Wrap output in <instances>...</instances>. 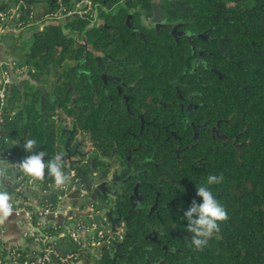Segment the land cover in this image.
Returning <instances> with one entry per match:
<instances>
[{
    "label": "trees",
    "instance_id": "obj_1",
    "mask_svg": "<svg viewBox=\"0 0 264 264\" xmlns=\"http://www.w3.org/2000/svg\"><path fill=\"white\" fill-rule=\"evenodd\" d=\"M19 1L23 8L18 20L22 21L23 27L18 33L9 30L0 34V41L5 44L3 53L15 57L11 61L13 74L21 68L19 75L26 72L32 78L38 77L39 85L53 91L44 94L40 111V92L34 85L25 79L12 81L2 107L4 132L0 133V154L8 152L18 159H25L33 153L25 152L23 145L27 140L35 139L36 151L46 153L45 162L65 151L72 156L79 153L81 160L86 151L82 152L80 148L87 143L105 146V139L120 131L118 126L122 124L117 117L103 120L101 113L90 114L85 83L79 80L70 65L89 55L84 51L87 43H92L99 52L108 49L114 55H137L133 42L140 37L131 33L125 19L130 13L128 23L137 25L139 12L132 9L137 6L150 12L151 0H90L89 12H95L98 20L91 22L90 15H76L62 22L43 24L41 29L35 16H28L29 12H35V6L39 4V9H49L55 0H0V5L5 8ZM62 1L71 4L77 0ZM180 1L186 10L168 0H161L158 8L191 30L210 28L203 41L206 62L202 70L204 101L220 107L221 132L226 138L233 137L231 143L220 145L219 154L209 158L211 163L204 165V169L198 167L194 178L198 186L208 187L227 211L228 220L218 222L220 231L213 233L203 251H196L192 246L193 234L187 230V220L171 222L167 208L157 210L161 218L146 208L140 216L133 215L125 222L122 244L114 255L96 247L80 264H150L159 261L161 264H184L185 255L190 256V264H264V0ZM64 29L75 31L77 36L72 37ZM29 30L33 33L24 37ZM148 37L162 43L164 52L175 47L174 41L169 44L166 31L152 30ZM145 55L147 53L140 56ZM87 62L85 58L82 67ZM170 66L174 71L173 64ZM3 67H6L5 63ZM72 90L77 93L74 100L77 106L69 105ZM121 127V131L133 130L131 126ZM79 160L70 164L61 161L62 169L84 172L87 161L80 163ZM12 162L15 175H19L16 166L19 163ZM209 175L223 176L222 183L213 184L216 189L207 185ZM29 178L25 174L22 176L24 183ZM52 178L45 169V176L40 181L50 182ZM5 185V181L0 183L2 188ZM19 195L24 200L29 199L22 192ZM199 200L202 202V198ZM51 201L43 198L38 204ZM119 203L120 211L128 207L126 200ZM28 208L32 221L37 222V211ZM193 218H196L195 214ZM178 228L187 236L167 233L158 236L159 244L147 237L157 229L176 231ZM43 230L49 235L56 233L51 224H46ZM105 238L111 240L109 236L105 235ZM64 240L69 251L75 249L72 240L68 237ZM162 245L173 251H166ZM109 246L110 242H106L105 247ZM10 248H15L18 253L14 258L5 257ZM24 260L33 262L35 257H30L18 246L6 247L0 241L1 263L23 264Z\"/></svg>",
    "mask_w": 264,
    "mask_h": 264
},
{
    "label": "flooded vegetation",
    "instance_id": "obj_2",
    "mask_svg": "<svg viewBox=\"0 0 264 264\" xmlns=\"http://www.w3.org/2000/svg\"><path fill=\"white\" fill-rule=\"evenodd\" d=\"M173 1L186 10L180 0H168ZM159 2L151 0L150 12L137 6L132 9L139 12L137 25L128 23L127 19L131 33L140 37L133 42L137 55H114L108 49L99 52L92 43L83 42L89 55L70 65L85 83L90 114L101 113L103 120L117 117L121 126L133 128L121 131L122 127L118 126L121 132L107 137L105 146L87 143L85 150L88 167L109 166L107 184L113 192L111 197L117 210L114 215L119 212L122 219L120 230L111 233L109 241L111 246L116 236L120 243L105 252L109 255H114L122 244L125 222L133 215L140 216L143 209L148 208L149 213L159 217L157 210L167 208L171 222L184 223V213L192 201L197 205L202 203L196 195L199 186L194 178L198 167L204 169V165L211 163L209 158L219 154L220 145L233 140L221 132L220 107L204 101L203 41L209 32L203 34L205 30H191L182 21L173 20L160 11ZM153 4L160 13L158 22L151 20ZM96 20L94 12L91 22ZM152 30L168 32L169 44L174 41L175 47L164 52L162 43L148 37ZM141 53L147 55L140 56ZM85 58L88 62L82 67ZM170 64L174 71L170 70ZM74 93L76 97V91L72 90V96ZM121 200L128 203L122 211ZM167 233L187 236L178 228L176 231L157 229L147 237L159 244L158 236ZM162 248L173 251L166 245ZM184 264H190L189 255H185Z\"/></svg>",
    "mask_w": 264,
    "mask_h": 264
},
{
    "label": "built area",
    "instance_id": "obj_3",
    "mask_svg": "<svg viewBox=\"0 0 264 264\" xmlns=\"http://www.w3.org/2000/svg\"><path fill=\"white\" fill-rule=\"evenodd\" d=\"M21 3L22 2L19 1L8 7H3L0 10V34L5 33L9 30L13 31L14 33H18L21 31L23 24L21 20H18L19 14L23 8L21 7ZM90 10V0H77L75 2H71V4H66L62 0H55L54 5H52L49 9H45L39 19L35 18V22L39 23L38 28L41 29L43 24L62 22L64 21L63 19H68L76 15L92 16V14L89 12ZM36 12L37 11H30L28 16H35ZM25 27L26 26L24 24V28ZM63 31L71 35L72 37L77 36L75 31H70L68 29H64ZM79 41L83 42L80 39ZM12 64L13 62H9L6 64V67L0 69V129H2V124L4 122L2 107L4 105L5 98L9 93V87L13 81L12 76L14 74L11 68ZM17 70L21 71V68ZM10 155L11 154L8 152L4 154L5 157H9ZM17 171H20V174L15 176V184L12 191L14 193V196H12L13 211L18 216H21V214L25 211V218L23 215L22 221L24 223L25 219V222L28 225L26 233L35 241V243L39 245V250L38 254L35 257V261L28 262L27 260H24L23 264H49L51 261V255H54L58 259L57 264H70V262L75 261L76 259L77 261H83L85 260L87 253L92 252L96 247L101 248L106 242H109V240L105 238V231L101 229L98 230L95 235H88L87 237H83V235H80L78 232L80 231L82 233H85L87 231H90V229L95 227L96 224L92 223V226H88L83 222V219L81 217L75 218L72 211L86 210V216L92 217L96 213L93 204H90L88 206H79L71 202H67L66 205L62 207L59 205V202L62 201L64 194H60L58 192L55 193V195L52 197V201L50 203L48 202L44 205H39V201L35 203L34 201L29 199L24 200V198L19 195V192H22V188L24 186L33 187L35 181H37L38 183L42 182L40 180H33L32 178H29L24 183V180L22 179L24 173L18 167ZM73 174L74 172L73 170H71L70 176H73ZM66 182H68V180ZM64 187L65 184L60 186V188ZM71 190L77 191L79 197L86 195V190L82 187L75 188V186L73 185L71 187ZM43 193H46V190H43ZM43 198L51 199L41 195V199ZM28 207H32L37 211V222L32 221L31 211ZM51 214L53 215V217L49 218L48 215ZM58 214L63 216L61 222H58L55 219V216ZM71 222H73L72 226L69 225ZM46 224H51L52 227L56 230V233L53 235L47 234L43 230V227ZM54 235L62 238L68 237L74 242L75 249L71 251L67 250L64 255H60L59 251L55 249L52 244H47L49 243L47 240ZM16 255H18V253L15 248H10L8 249L5 257L14 258ZM6 263L8 262H0V264Z\"/></svg>",
    "mask_w": 264,
    "mask_h": 264
},
{
    "label": "water",
    "instance_id": "obj_4",
    "mask_svg": "<svg viewBox=\"0 0 264 264\" xmlns=\"http://www.w3.org/2000/svg\"><path fill=\"white\" fill-rule=\"evenodd\" d=\"M4 7V5H0V10ZM109 8V6H107ZM45 11V9H41L35 13V18L39 19L42 13ZM160 13L156 7L155 4H153V17L151 18L152 21L158 22ZM129 15L126 17V22ZM67 18L63 19L66 20ZM210 28L206 29L203 34H207L209 32ZM33 33V30L26 31L24 34V37L28 38ZM202 36V35H200ZM15 59V57H14ZM0 79H1V71H0ZM20 80L25 79L28 80L32 85H34L35 89L40 92L39 96V102L41 105L39 106V110H42V103H43V96L45 93H51L52 89H45L41 85L38 84V77L32 78L30 75H28L26 72L22 73V75L19 77ZM71 87V86H69ZM74 98L75 93L73 94L69 105L74 106ZM4 131L0 129V133H3ZM61 157V161L66 162L67 164H70L74 160H79L80 154L76 153V157L72 156L68 152H61L57 154ZM56 155V156H57ZM3 154H0V160H3ZM24 160V157L18 159L15 155H10L9 157L4 160L3 163L6 165L11 161H17L20 163ZM80 163L85 162V158L79 160ZM109 166L105 165L104 168L99 169L97 166L93 165L88 167H85L84 172L75 171L74 169H62L65 176L68 177V182H65V187L60 188V186H57L54 181V177L51 179L50 182L46 183H38L37 181L34 182V185L32 188H27L24 186L22 188V193L26 197H30L34 191L42 192L43 190H46V193H43V196L47 198H51L55 195V193L64 194V197L62 201L59 202V205L64 207L67 202H71L73 204L79 205V206H88L90 204L94 205V209L96 213L92 217L86 216V210L83 211H72L75 218L81 217L83 219V222L87 224L88 226H92V223H95L96 226L90 229V231H87L85 233H82L80 231V235H95V233L98 230H104L106 236H111V233H116L120 229L121 225V216L118 212V214L114 215V211H117L114 207V201L112 200L113 192L111 190V187L107 184V181H109L108 171ZM73 170L74 174L73 176H70V171ZM17 173V172H16ZM2 181H8L10 182V179H4L0 178V183ZM15 184V183H13ZM75 186V188L82 187L86 190V195L79 197L77 191L71 190L72 186ZM1 191V190H0ZM10 191V190H9ZM49 218L53 217V215H48ZM58 222H61L63 219V216L58 214L55 216ZM111 238V237H110ZM49 243H53V247L57 249L60 253V255H64V253L68 250L67 246H64L62 244L63 238L58 236H51L48 240ZM120 241H118V238L114 236V241L111 242V246L105 247V244L101 247V251L108 253L112 248H115L116 244H119ZM164 247V246H163ZM58 259L51 255V261L49 264H57ZM82 261H72L70 264H80Z\"/></svg>",
    "mask_w": 264,
    "mask_h": 264
},
{
    "label": "clouds",
    "instance_id": "obj_5",
    "mask_svg": "<svg viewBox=\"0 0 264 264\" xmlns=\"http://www.w3.org/2000/svg\"><path fill=\"white\" fill-rule=\"evenodd\" d=\"M87 74V73H86ZM25 152L33 153L28 155L19 165H16L25 175L33 180H42L45 176V169L54 177L57 186L63 185L68 177L62 171L61 157L59 155L45 162V151H36L35 139L27 140L23 145ZM4 175V168H0V176ZM223 176L209 175L207 185L222 183ZM196 195L202 198V203L197 205L193 200L188 210L184 213L183 219L187 220L188 232L192 233V246L196 251H203L213 233L220 231L218 222L228 220V213L225 208L214 198L212 192L206 186L196 188ZM12 196L8 191H0V224L12 214ZM195 214L196 218H193Z\"/></svg>",
    "mask_w": 264,
    "mask_h": 264
},
{
    "label": "crops",
    "instance_id": "obj_6",
    "mask_svg": "<svg viewBox=\"0 0 264 264\" xmlns=\"http://www.w3.org/2000/svg\"><path fill=\"white\" fill-rule=\"evenodd\" d=\"M4 45L5 44L0 41V69L2 68L3 63L7 64L12 60H15L14 57L6 56L3 53ZM12 80L16 82L17 80L20 79L19 77L13 75ZM6 158L7 157L3 156V160H0V168H4V175L0 176V178L10 179L11 181L10 182L5 181L6 182V185L4 186L5 189L0 187V190L8 191L11 196H14V193L12 191L14 187L13 183H15L16 170L15 168H13L14 163L12 161L9 162L7 165L3 163L4 160H6ZM27 188L29 189L32 187H27ZM41 195H43V191L42 192L34 191L32 195L28 198L29 200H32L35 203H37L41 199ZM23 215L25 218V211L24 213L21 214V216L16 215L14 211H12V214L9 217H7L2 224H0V241L6 247L15 245L20 247L22 250H25L30 257H36V255L38 254L39 245L35 243V241L26 233L28 225L25 222V219L23 223L22 221ZM69 225L72 226L73 222H71ZM84 236L87 237V235H83V237ZM51 244L53 245V243ZM62 244L64 246H67V243L65 242L64 238ZM6 264H16V263L8 262Z\"/></svg>",
    "mask_w": 264,
    "mask_h": 264
},
{
    "label": "rangeland",
    "instance_id": "obj_7",
    "mask_svg": "<svg viewBox=\"0 0 264 264\" xmlns=\"http://www.w3.org/2000/svg\"><path fill=\"white\" fill-rule=\"evenodd\" d=\"M39 7H40V4L39 5H37V6H35V10L36 11H39L40 9H39ZM21 71L20 70H16L15 72H14V75L15 76H17V77H20L21 75H22V73L19 75V73H20ZM24 73V72H23ZM87 144H85L84 145V147H82V148H80V151H85L86 150V148H87ZM76 157V156H75Z\"/></svg>",
    "mask_w": 264,
    "mask_h": 264
}]
</instances>
